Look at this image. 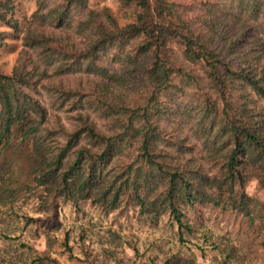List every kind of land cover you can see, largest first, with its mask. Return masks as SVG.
Here are the masks:
<instances>
[{
	"label": "trees",
	"instance_id": "trees-1",
	"mask_svg": "<svg viewBox=\"0 0 264 264\" xmlns=\"http://www.w3.org/2000/svg\"><path fill=\"white\" fill-rule=\"evenodd\" d=\"M34 2L21 29L17 0H0V23L21 39L12 72L0 71V203L32 194L50 215L58 197L109 211L127 196L153 220L169 213L182 225L183 207L208 203L253 222L246 183L264 190V0H231L220 25L199 26L170 0H118L123 26L88 0ZM175 76L201 92L178 114L159 100Z\"/></svg>",
	"mask_w": 264,
	"mask_h": 264
},
{
	"label": "rangeland",
	"instance_id": "rangeland-1",
	"mask_svg": "<svg viewBox=\"0 0 264 264\" xmlns=\"http://www.w3.org/2000/svg\"><path fill=\"white\" fill-rule=\"evenodd\" d=\"M170 1L195 26L207 17L220 25L221 14L229 12L232 4L231 0ZM88 5L110 8L121 26L130 21L118 0H88ZM35 8L34 0H17L14 16L21 29ZM213 30L215 34L217 28ZM0 31L5 32L0 71L10 74L21 39L2 23ZM175 51L180 56V50ZM198 67H192L194 72L199 73ZM172 82L174 87L161 92L159 99L170 113L199 105L201 92L195 84L182 82L179 76ZM144 88L138 94L123 92L133 100L142 91L146 95ZM246 192L256 200L253 222L231 207L195 203L183 207L182 225L169 213L151 219L127 196L109 211L89 200L75 205L58 197L49 215L38 211L36 196L22 195L11 203H0V264L3 260V264L8 260L29 264L39 255L49 256L47 264H264V190L251 179Z\"/></svg>",
	"mask_w": 264,
	"mask_h": 264
}]
</instances>
